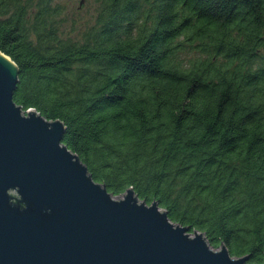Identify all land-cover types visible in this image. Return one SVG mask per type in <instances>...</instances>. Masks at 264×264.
Segmentation results:
<instances>
[{
	"label": "trees",
	"instance_id": "1",
	"mask_svg": "<svg viewBox=\"0 0 264 264\" xmlns=\"http://www.w3.org/2000/svg\"><path fill=\"white\" fill-rule=\"evenodd\" d=\"M83 2L81 26L64 0H0L14 102L60 120L62 143L114 197L132 188L261 264L264 0Z\"/></svg>",
	"mask_w": 264,
	"mask_h": 264
},
{
	"label": "water",
	"instance_id": "2",
	"mask_svg": "<svg viewBox=\"0 0 264 264\" xmlns=\"http://www.w3.org/2000/svg\"><path fill=\"white\" fill-rule=\"evenodd\" d=\"M17 81L0 51V264L247 263L132 188L115 198L62 143L60 120L14 102Z\"/></svg>",
	"mask_w": 264,
	"mask_h": 264
},
{
	"label": "rangeland",
	"instance_id": "3",
	"mask_svg": "<svg viewBox=\"0 0 264 264\" xmlns=\"http://www.w3.org/2000/svg\"><path fill=\"white\" fill-rule=\"evenodd\" d=\"M81 0H64L67 4V11L71 15L73 12L80 15L82 20H80V25L83 26L90 21L91 15L93 16V9L88 3L82 2ZM115 198H122V195L116 196ZM193 235V233H191ZM220 247L213 248V250H219ZM248 264V263H246Z\"/></svg>",
	"mask_w": 264,
	"mask_h": 264
}]
</instances>
